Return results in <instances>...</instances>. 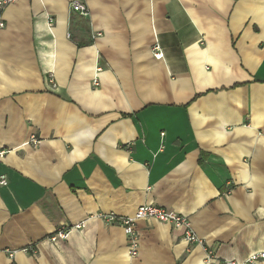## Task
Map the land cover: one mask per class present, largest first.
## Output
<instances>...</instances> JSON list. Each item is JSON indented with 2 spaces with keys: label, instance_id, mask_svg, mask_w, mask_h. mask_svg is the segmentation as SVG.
<instances>
[{
  "label": "crops",
  "instance_id": "crops-1",
  "mask_svg": "<svg viewBox=\"0 0 264 264\" xmlns=\"http://www.w3.org/2000/svg\"><path fill=\"white\" fill-rule=\"evenodd\" d=\"M72 1L3 12L0 264L264 252V0H80L86 16ZM145 204L185 215L201 243L143 218L131 258L120 220Z\"/></svg>",
  "mask_w": 264,
  "mask_h": 264
},
{
  "label": "built area",
  "instance_id": "built-area-1",
  "mask_svg": "<svg viewBox=\"0 0 264 264\" xmlns=\"http://www.w3.org/2000/svg\"><path fill=\"white\" fill-rule=\"evenodd\" d=\"M16 1L17 0H0V29L4 27V22H3L4 9L10 4L15 3ZM71 9L73 12H77L83 16H86L88 12L86 4L80 0H73L71 2ZM159 48L160 47L158 45L155 46L156 50H159ZM155 56L156 58L160 59L163 57V53L159 51L157 54H155ZM49 81L52 83L53 86H55L54 80L52 78H49ZM94 83L95 85H98L97 79L94 80ZM29 143L36 145L38 143V140L37 138L32 137ZM6 182H7L6 178L4 176H0V183L6 184ZM102 217L108 222L116 221V218L113 214L104 215ZM143 218H154L162 222L169 223L173 225L176 230L183 231L185 233L186 239L189 242L201 243V240H199L195 235V233L191 230L190 221L185 215L162 206H158L154 204H145L138 207L134 216L125 217L120 220V225L123 227L124 232L128 238V248L131 258H136L139 254V236L136 231V222L137 220ZM82 226L83 224H79L76 227H82ZM70 229L71 227H63L61 229H58L53 236V240L56 238L66 237ZM259 258H264V252H260L251 256L246 263L232 262V264H251L256 260H258ZM209 259L212 261L214 258L209 257Z\"/></svg>",
  "mask_w": 264,
  "mask_h": 264
}]
</instances>
